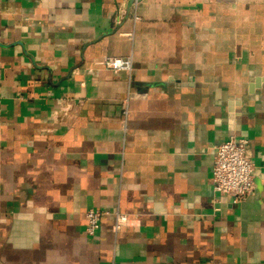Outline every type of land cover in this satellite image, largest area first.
<instances>
[{
  "label": "crops",
  "instance_id": "crops-1",
  "mask_svg": "<svg viewBox=\"0 0 264 264\" xmlns=\"http://www.w3.org/2000/svg\"><path fill=\"white\" fill-rule=\"evenodd\" d=\"M231 135L242 202L213 189ZM91 207L128 220L91 236ZM0 264H264V0H0Z\"/></svg>",
  "mask_w": 264,
  "mask_h": 264
},
{
  "label": "built area",
  "instance_id": "built-area-1",
  "mask_svg": "<svg viewBox=\"0 0 264 264\" xmlns=\"http://www.w3.org/2000/svg\"><path fill=\"white\" fill-rule=\"evenodd\" d=\"M136 5L141 0H135ZM97 65L114 71H127L133 69L131 58L120 56L102 55L97 58ZM131 95L128 94L121 104L122 125L128 128L130 116ZM255 164L252 159V150L249 140L236 135L229 136L226 140L215 146L214 163L212 167L213 189L215 194L229 196L236 202H242L256 193L254 180ZM87 218L86 231L94 236L100 229L105 217L113 216L112 229L117 233L123 223L128 220V215L120 210L111 211L106 208L91 207L85 212Z\"/></svg>",
  "mask_w": 264,
  "mask_h": 264
}]
</instances>
